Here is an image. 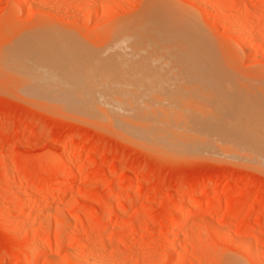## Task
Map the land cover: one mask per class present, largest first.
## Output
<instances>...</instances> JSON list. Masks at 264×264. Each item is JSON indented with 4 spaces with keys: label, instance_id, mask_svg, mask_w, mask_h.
I'll return each instance as SVG.
<instances>
[{
    "label": "rangeland",
    "instance_id": "obj_1",
    "mask_svg": "<svg viewBox=\"0 0 264 264\" xmlns=\"http://www.w3.org/2000/svg\"><path fill=\"white\" fill-rule=\"evenodd\" d=\"M194 1L0 0V264H26L36 252L42 253L36 264H264V148L262 154L256 147L264 141V0ZM150 2L188 16L228 76L237 72L230 82L216 81L235 89L230 97L238 98L241 115L245 105L257 109L258 161L248 160L254 152L248 156L246 147L228 153L224 144L218 154L147 151L115 125L108 132L83 116L63 117L56 107L35 105L31 88L23 94L45 53L38 41L51 34L71 37L89 60L107 65L109 76L123 74V82L135 72L153 74L159 50L121 37ZM86 57L80 65L88 78ZM182 217L188 220L174 234Z\"/></svg>",
    "mask_w": 264,
    "mask_h": 264
},
{
    "label": "bare ground",
    "instance_id": "obj_2",
    "mask_svg": "<svg viewBox=\"0 0 264 264\" xmlns=\"http://www.w3.org/2000/svg\"><path fill=\"white\" fill-rule=\"evenodd\" d=\"M196 1L197 0L194 2ZM154 3L152 4L150 2L147 4V7H144L146 10H143V12H145H142L141 16L139 15L140 18L138 17V20H136L135 26H132L133 24L126 26L124 34L121 36L124 42L136 46L137 48L143 45H153L159 50V53L157 52L155 54L157 55L155 62H157L159 66L156 64L158 67H156L153 74H148L146 72L147 70L142 71L145 70L143 69L144 66L138 68L137 66L140 65L138 64L137 66L135 65L137 67L135 71H142L145 75L147 74L146 76L140 74L141 77H135L137 72L134 71L135 74L133 75L132 73V75L136 80H132L131 78L133 77H131L130 79L132 81L128 78L129 82L126 81L127 78L125 77L126 79H123V82L119 77L123 74L118 75V73H115L116 75L114 78H116V82L113 76H109L107 73V65L102 61L95 62L89 60L92 59L89 53L83 54L76 42L70 39L71 37H52L51 34L42 37L38 41L40 48L45 53L41 56V63L39 62L37 66H35V75L32 79L34 83L32 86L27 84L29 86L28 89L26 83L24 85V82L22 84V81L19 80L20 84L25 87L22 88L23 94L25 91L27 94H31L32 92L35 96V105L37 104L45 109L56 107L53 112L56 111L54 113H60L63 117L72 118V115H80V117H85L84 120L87 119L94 126H101L100 129L103 128L105 131H108L109 127L111 129L114 128L111 126L115 125L119 128L121 133L125 135V137L122 136L123 139L137 143L139 146H144L143 148L147 147V151L153 150L152 152H156L158 148V152L160 153V150H162L161 153H167L166 156L179 154L182 157L190 152L216 154L218 151H221V146L219 147L218 144H224L225 147L228 145L227 150H229L228 147H230L228 153L232 151L231 148H233L234 151H239L243 148L238 149V147H244V149L246 147L247 151L245 153L250 151L251 154H249L252 155L254 151H257V147L260 149L258 152L263 154L261 149L264 147L261 148L257 146L260 145L261 142L256 145V140H254L256 136H253L254 133L259 131L261 126L264 125L263 123L261 125L260 123L258 124L257 122L259 121L256 120V122L254 119L255 116L253 117L257 109L255 108L254 110L256 111L251 113L253 111L251 108L254 107L253 104H249V106L245 105L244 109H246V114L241 115L242 111H239L237 104L239 101L238 98L235 103L230 97L231 93H236L235 89L231 90V88H229L231 85H227L230 90L225 91V89L228 90V88H224L225 85H222L224 89L223 92H221L222 89L220 90V87L222 86L221 84H217L219 81H216V79H220L222 83L223 80L229 81L232 77L228 76L230 72L228 70L227 72L221 66L223 65L220 57L221 55L210 51L206 47L208 44L200 28L192 20H189L188 16L180 13L175 8ZM112 37L114 36L112 35ZM239 39H242L243 43L247 41L245 40L244 34L240 32ZM31 42L34 43V41ZM32 46L30 48H32ZM163 48L166 49L163 50ZM22 51L24 50H19L20 53H22ZM15 52L19 54L18 51ZM137 52L139 55L140 52ZM17 54L15 53L14 55L17 56ZM14 55L12 56L15 57ZM20 56H22V54ZM11 57L7 59L10 60ZM13 57V61H11L14 63L15 60ZM80 57H86L85 61L87 64L92 63L91 65H87V68L84 66L88 73V78L82 76L83 73L81 69L83 66L82 64L80 65ZM163 57L167 63H161L164 61ZM15 58L17 59V57ZM11 61H7V69L13 68V65L16 66L15 63L13 64ZM5 62L6 59H4V62L3 60L1 61L3 64H6ZM8 66H10V68ZM17 67L18 66H16V68ZM233 72L234 71H232L231 74L236 78L237 76H235V72ZM138 74L136 76H138ZM212 79L213 82L216 83H212ZM12 80L15 79L12 78ZM225 82L227 81L223 83ZM234 84H236V82ZM217 88L221 93L218 92ZM24 89L26 90L24 91ZM209 89H212V91L210 92ZM27 90H30L28 91L29 93ZM153 91L157 92V98L152 95ZM235 93L234 95H236ZM99 103H107L110 107L106 110L100 107ZM200 105L205 107L204 112L206 113L201 111L202 108ZM245 115L250 116V118ZM238 116H240V119ZM241 119L246 120L242 122ZM246 121L247 124H250L249 122L252 121L253 124H250L252 129L249 128L250 125L248 126ZM240 122L243 124L245 122V125H242ZM257 125H260V128ZM256 127L259 129L256 130ZM263 129L261 130L263 131ZM258 133L259 132L256 134ZM263 134V137L261 133L259 135L264 138ZM263 143L261 146H264ZM256 153L257 152H254L253 155H257ZM249 154L248 156H250ZM253 155L250 156L251 158L248 156L246 158H250L248 160L258 161V156H255L254 159ZM259 162H261V164L263 163L262 165L260 164L262 167L264 165L263 155L260 157ZM68 172L71 171L68 170ZM61 175H63V173H61ZM67 176L68 173L66 177ZM67 180L68 178L66 181ZM63 183L64 181L62 184ZM214 206H211V208L214 209ZM200 208H198V210ZM203 208L209 209L210 207L206 204L204 206L203 204ZM172 209L173 206L168 208L167 212L170 213ZM188 217H182L178 223H176L175 229L173 228L174 234L183 227ZM58 234L60 235L61 233L59 232ZM84 236H87V234L85 233ZM57 248H60L58 244ZM41 254V252H36V254L29 256L26 264H36Z\"/></svg>",
    "mask_w": 264,
    "mask_h": 264
}]
</instances>
